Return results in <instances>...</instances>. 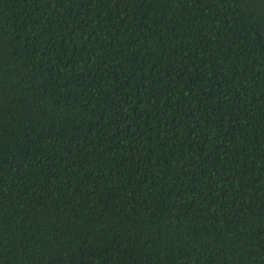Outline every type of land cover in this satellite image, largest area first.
I'll list each match as a JSON object with an SVG mask.
<instances>
[{"label":"trees","instance_id":"trees-1","mask_svg":"<svg viewBox=\"0 0 264 264\" xmlns=\"http://www.w3.org/2000/svg\"><path fill=\"white\" fill-rule=\"evenodd\" d=\"M0 264H264V0H0Z\"/></svg>","mask_w":264,"mask_h":264}]
</instances>
